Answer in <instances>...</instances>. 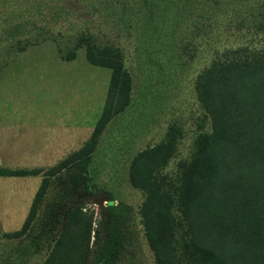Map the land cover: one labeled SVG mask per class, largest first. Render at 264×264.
Here are the masks:
<instances>
[{"label":"trees","instance_id":"1","mask_svg":"<svg viewBox=\"0 0 264 264\" xmlns=\"http://www.w3.org/2000/svg\"><path fill=\"white\" fill-rule=\"evenodd\" d=\"M97 1L105 10L101 14L90 3L97 34L82 32L76 41L89 64L109 71L100 114L86 141L55 165L0 167V176H41L21 226L3 236L19 239L28 232L49 179L64 169L77 168L91 191L87 166L98 137L132 104L133 76L124 48L103 40V31L132 28L140 66L157 74L156 81L147 79L152 74L145 78L151 86L159 85L160 73L174 57H182L185 43L219 46L194 84L209 127L196 134L190 154L166 168L182 137L172 124L159 141L136 151L127 168L129 185L142 194L139 214L153 264H264V0ZM5 25L24 32L14 23ZM246 36L261 38L259 45L237 43ZM91 232L92 215L79 205L70 207L38 264H81Z\"/></svg>","mask_w":264,"mask_h":264},{"label":"rangeland","instance_id":"2","mask_svg":"<svg viewBox=\"0 0 264 264\" xmlns=\"http://www.w3.org/2000/svg\"><path fill=\"white\" fill-rule=\"evenodd\" d=\"M90 3L99 6L95 11L105 13L97 0H0V117L6 116L13 128L20 124V132L28 135L9 145L15 150L11 155L24 158L13 165L28 167L40 157L39 163L50 167L63 159L54 138L55 123L61 118L78 119L73 150L93 129L109 71L89 64L84 46L76 41L82 32L97 34ZM13 23L24 32L5 25ZM129 31H103V40L124 48V63L133 76L132 104L113 116L99 136L87 166L91 191L77 168L64 173L23 237L6 238L0 231V264H38L60 231L66 211L76 205L92 215L89 251L81 264H153L139 214L142 194L128 183V163L136 151L159 141L172 124L181 129L182 137L166 168L172 169L190 154L196 134L209 127L194 84L219 46L201 40L185 43L182 57H174L170 68L160 73L159 85L151 86L145 78L152 74L147 79L156 81V71L149 73L140 66L142 59L133 52L134 31ZM250 39L246 36L237 43L258 46L261 38ZM43 146L46 153L38 152ZM13 180L9 187L18 192L11 191L15 199L3 210L6 215L0 225L5 232L19 229L39 184L37 176L22 179L23 184L21 179Z\"/></svg>","mask_w":264,"mask_h":264},{"label":"crops","instance_id":"3","mask_svg":"<svg viewBox=\"0 0 264 264\" xmlns=\"http://www.w3.org/2000/svg\"><path fill=\"white\" fill-rule=\"evenodd\" d=\"M60 61L67 62L68 60H60ZM108 78H109V76H108ZM60 112L63 113L62 111H60ZM4 114H7V113H4ZM7 116H8V114H7ZM55 124H56L55 128L57 130V133L54 134V138L56 140V143L60 145V148H61L60 153L63 154L65 157L67 154L75 151L72 149V146L74 147L76 145H73L72 142H74L73 139H76V136H77L76 129L78 126V119L72 122L71 120L68 121L66 118H61V120H58ZM12 126H14V124L8 122L6 116L0 117V167L8 168V169H31V168L45 169V168H47L43 164L39 163L40 161H38V160L42 159L40 157L37 158L36 164H33V165L27 164L26 166H28V167H25L24 165H13L11 163V162H15L18 160H23L24 158L19 157L18 155H14V156L11 155L15 150H13L14 148H12V149L9 148V145L14 144L16 142V140H24V138H27L26 136H28V135H23V133L20 132L21 130H23L21 128H18V127H20V124L17 128H13ZM104 128H103V130H104ZM103 130L101 131V133L103 132ZM101 133H100V135H101ZM45 135H47V134L46 133L43 134V136H45ZM40 137H42V134H40ZM46 137H44V139H46ZM98 139H99V137H98ZM43 141H46V140H43ZM97 142H99V141L97 140ZM19 143H21V141H19ZM22 145H24V144H22ZM45 145H46V143H45ZM45 149H46V147L43 146L42 148L38 149V152H40L42 150L41 153H46ZM25 151H27V150L24 149L22 151V153L25 154ZM128 165H129V163H128ZM74 169H76V168L70 167V168L64 169L63 171H61L60 173H58L57 175H55L49 179L47 188H46L42 198L38 202L37 213H36L35 219L39 216L41 208H44L46 206L49 196L54 193L52 185L53 184L55 185L57 183L56 181H58V178L62 177L64 173H71L74 171ZM30 176H37V180L39 181V184H40V180H41L40 175L0 176V224H1V219H4V217L6 215L3 210L8 208L9 202L11 203L15 199L14 194H12L11 191L14 193L18 192V190H16V191L11 190V188L9 187L10 181H15L13 179H16V180L21 179L20 183L23 184L24 180H22V179H26V177H30ZM39 184L37 185L35 192H36ZM33 196H34V194H33ZM33 196H32V199H33ZM32 199L30 201V204L32 202ZM30 204H29V206H30ZM28 209H29V207H28ZM0 231H1V234L12 232V231H8V232L3 231L1 228V225H0Z\"/></svg>","mask_w":264,"mask_h":264}]
</instances>
